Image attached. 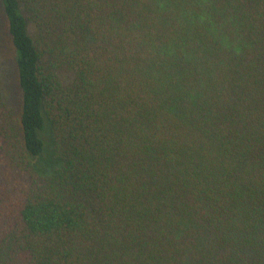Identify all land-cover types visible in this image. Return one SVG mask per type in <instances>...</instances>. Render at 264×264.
Listing matches in <instances>:
<instances>
[{
  "label": "trees",
  "instance_id": "16d2710c",
  "mask_svg": "<svg viewBox=\"0 0 264 264\" xmlns=\"http://www.w3.org/2000/svg\"><path fill=\"white\" fill-rule=\"evenodd\" d=\"M1 3L0 264H264V0Z\"/></svg>",
  "mask_w": 264,
  "mask_h": 264
},
{
  "label": "rangeland",
  "instance_id": "374dc122",
  "mask_svg": "<svg viewBox=\"0 0 264 264\" xmlns=\"http://www.w3.org/2000/svg\"><path fill=\"white\" fill-rule=\"evenodd\" d=\"M14 50L7 31V20L0 0V78L13 105L19 102L20 90L15 82Z\"/></svg>",
  "mask_w": 264,
  "mask_h": 264
}]
</instances>
